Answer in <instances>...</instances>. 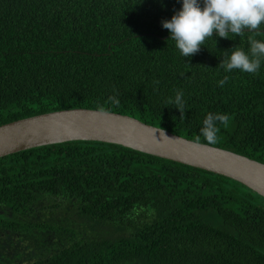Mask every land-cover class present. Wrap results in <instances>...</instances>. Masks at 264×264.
I'll return each mask as SVG.
<instances>
[{
	"label": "trees",
	"instance_id": "trees-1",
	"mask_svg": "<svg viewBox=\"0 0 264 264\" xmlns=\"http://www.w3.org/2000/svg\"><path fill=\"white\" fill-rule=\"evenodd\" d=\"M181 7L182 0H0V125L103 108L208 144L203 120L225 113L231 120L218 124L214 146L264 163V59L254 74L219 67L233 47L249 48V36L264 40V24L261 35L214 32L183 57L162 27ZM178 90L184 118L166 105ZM0 229L62 240L29 264H264L263 196L228 176L109 142L0 157Z\"/></svg>",
	"mask_w": 264,
	"mask_h": 264
},
{
	"label": "water",
	"instance_id": "water-1",
	"mask_svg": "<svg viewBox=\"0 0 264 264\" xmlns=\"http://www.w3.org/2000/svg\"><path fill=\"white\" fill-rule=\"evenodd\" d=\"M99 109L69 108L0 125V157L29 148L75 140L119 144L233 178L264 197V163Z\"/></svg>",
	"mask_w": 264,
	"mask_h": 264
},
{
	"label": "clouds",
	"instance_id": "clouds-1",
	"mask_svg": "<svg viewBox=\"0 0 264 264\" xmlns=\"http://www.w3.org/2000/svg\"><path fill=\"white\" fill-rule=\"evenodd\" d=\"M264 24V0H182V7L175 12L170 20L162 21V27L170 32L169 39L175 42L183 57L197 53L201 45H205L208 38L214 37V32L221 38L243 36L245 31L261 35V25ZM168 39V40H169ZM249 48L235 46L230 55L221 60L219 67L226 72L238 69L241 72L254 74L264 59V40L248 37ZM229 80L228 76L218 81L221 87ZM183 91L178 90L175 99L169 98L166 105L174 104L180 110V117L184 118L185 101ZM115 104L119 100L110 96L108 98ZM104 111L103 108L100 109ZM231 117L225 113L209 112L203 120L201 135L209 145L218 142L220 127H227ZM163 134V129H161ZM200 137H197L199 141Z\"/></svg>",
	"mask_w": 264,
	"mask_h": 264
},
{
	"label": "rangeland",
	"instance_id": "rangeland-1",
	"mask_svg": "<svg viewBox=\"0 0 264 264\" xmlns=\"http://www.w3.org/2000/svg\"><path fill=\"white\" fill-rule=\"evenodd\" d=\"M54 243L61 244L62 240L37 230L18 233L0 229V260L11 264H29L35 260L37 251Z\"/></svg>",
	"mask_w": 264,
	"mask_h": 264
}]
</instances>
